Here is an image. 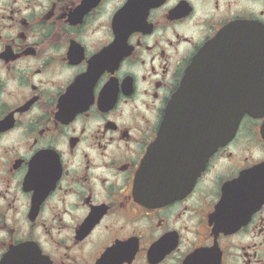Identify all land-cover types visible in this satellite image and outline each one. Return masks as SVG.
<instances>
[{
  "label": "flooded vegetation",
  "instance_id": "af4514ba",
  "mask_svg": "<svg viewBox=\"0 0 264 264\" xmlns=\"http://www.w3.org/2000/svg\"><path fill=\"white\" fill-rule=\"evenodd\" d=\"M199 55L264 86V0H0V264H264V109L189 187L139 178Z\"/></svg>",
  "mask_w": 264,
  "mask_h": 264
},
{
  "label": "water",
  "instance_id": "95a60500",
  "mask_svg": "<svg viewBox=\"0 0 264 264\" xmlns=\"http://www.w3.org/2000/svg\"><path fill=\"white\" fill-rule=\"evenodd\" d=\"M256 42L258 48L259 40ZM202 65L199 55L168 105L158 139L143 161L139 178L144 180L146 192L163 190L173 183L186 188L192 185L209 157L235 135L243 116L264 109V86L222 98L217 89L206 90Z\"/></svg>",
  "mask_w": 264,
  "mask_h": 264
}]
</instances>
